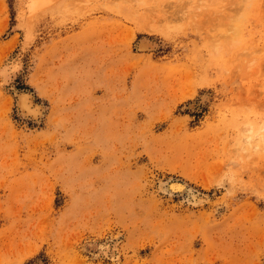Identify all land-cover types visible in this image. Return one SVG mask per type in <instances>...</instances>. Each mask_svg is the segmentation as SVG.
<instances>
[{
	"label": "rangeland",
	"instance_id": "1",
	"mask_svg": "<svg viewBox=\"0 0 264 264\" xmlns=\"http://www.w3.org/2000/svg\"><path fill=\"white\" fill-rule=\"evenodd\" d=\"M0 264H264V0H0Z\"/></svg>",
	"mask_w": 264,
	"mask_h": 264
},
{
	"label": "bare ground",
	"instance_id": "2",
	"mask_svg": "<svg viewBox=\"0 0 264 264\" xmlns=\"http://www.w3.org/2000/svg\"><path fill=\"white\" fill-rule=\"evenodd\" d=\"M16 98H17L18 108L23 113L21 114V116L23 115L24 118L29 117L33 119V121L35 122L38 121L42 115L43 110H42V106L33 100L31 93L28 92L18 93ZM248 131L250 132L251 129L248 128ZM247 139L249 140L250 138L248 137ZM166 190H169L171 192H183L185 190V186L184 184L178 182H172L167 184Z\"/></svg>",
	"mask_w": 264,
	"mask_h": 264
}]
</instances>
